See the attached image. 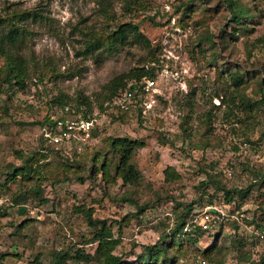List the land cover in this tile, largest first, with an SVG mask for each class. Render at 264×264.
<instances>
[{
	"label": "rangeland",
	"instance_id": "rangeland-1",
	"mask_svg": "<svg viewBox=\"0 0 264 264\" xmlns=\"http://www.w3.org/2000/svg\"><path fill=\"white\" fill-rule=\"evenodd\" d=\"M186 1L144 0L137 15H132L121 0H107L116 22L138 23L151 43L149 54L132 44L112 53L101 48L86 52V41L92 35L112 28L100 0H0V17L13 9L39 6L45 18L40 24L27 25L31 34L24 54L35 63L27 86L0 97V199L8 210L0 217V264H34L37 258L40 264H59L52 258L54 253L74 255L77 250L92 261L69 259L64 264H104L85 213L109 228L120 242L114 253L125 254L127 262H134L133 254L141 251L140 246L156 243L163 232L173 228L179 215H188V225L197 226L204 211L214 214L216 210H224L228 220L217 221L198 235L197 248L203 252L214 246L213 239L220 233L219 261L209 264H251L264 256V229L249 224L262 214L264 185L254 187L244 199L237 198L235 218L218 186L210 182L206 188L199 186L207 174L229 190L245 189L262 180L264 112H253L250 118L240 103L232 115L234 106L215 97L232 88L227 89L224 73L208 66L210 49L197 44V39L209 31L217 42L228 30L229 13L217 0H194L190 17L181 25L180 6ZM240 1L255 14L249 26L252 31L230 40L232 52L219 48L226 62L258 72L257 68L264 67V0ZM150 55L156 61L148 63ZM140 63L152 68L156 82L154 92L147 95L150 107L141 115L134 109L123 115L110 107L102 112L99 106L108 105L104 101L107 84ZM244 92L246 100L260 98L255 82ZM58 94L69 98V107L83 98L90 102L95 134L58 147L43 140L36 122L57 114L58 109L52 110L49 103ZM113 138L145 144L133 160L141 173L136 186L120 180L108 184L101 173L88 178L93 161L101 164L105 159L112 163L114 175ZM24 160L29 177L40 172L43 178L37 191L35 179L17 176L7 180L12 167H20ZM79 166L85 171L80 172ZM168 167L179 179L165 181ZM75 172L82 182L75 179ZM14 194L20 195L21 202L26 199L23 216L12 203ZM145 205L148 208L136 217L137 206ZM192 246H186L188 252L182 257L188 264L200 258Z\"/></svg>",
	"mask_w": 264,
	"mask_h": 264
},
{
	"label": "trees",
	"instance_id": "trees-1",
	"mask_svg": "<svg viewBox=\"0 0 264 264\" xmlns=\"http://www.w3.org/2000/svg\"><path fill=\"white\" fill-rule=\"evenodd\" d=\"M121 1L130 14L134 13L132 15H137L136 12L141 9V5L144 2V0ZM193 2L194 0H188L181 4L180 7H183V11L181 10V17L179 18L181 25H183L182 23L185 18L190 17L188 15L192 12V9L189 6ZM217 2H221L223 9L227 10L229 13L228 30L223 31L224 35L221 36L217 42L214 40L215 34L206 31L199 36L197 44L201 46L205 45L210 49L211 53L208 66L217 67L218 74L224 73L225 80L227 81L225 83L226 87H228L227 89L230 87L232 88V90L227 91L226 94H217L215 97L220 99L223 104L227 103L228 107L234 106V108L231 109L232 115L235 107H238L241 103L243 105L241 111H246V114L251 118L253 112L260 110L264 112V67L260 66L257 68L258 72H254V67H250V70H246L240 65L226 62L219 46H221L224 51L230 50L232 52L233 45L231 41H236L240 35L252 31V28H249V26L253 22L255 14L244 6L240 0H217ZM98 4L102 7V12L106 19L112 23V28L104 33H95L92 35L89 40L86 41L85 50L87 53H93L98 48L112 53L116 51L118 47H124L128 44L137 45L141 47V49L148 51L149 54L152 53L151 43L147 37L140 32L138 23L133 21L116 22V19L111 14L112 9L111 11L108 9V6L111 3H107V0H100ZM44 19V14L39 6L25 10L13 9L5 16L0 17V59L3 60V66L0 68V97L3 94H9L15 90H23L27 86V81L31 78L30 73L32 70H35V63H33L34 60L30 59L27 54H24L27 37L31 34L27 25L40 24ZM154 61H156L155 58L153 55H150L148 63ZM153 78L154 74L152 68L147 69L144 63H140L139 66L126 74L115 77L105 87L104 101H106L108 105L107 108H104L101 104V106H99L101 111L105 112L110 107L123 115L129 113L131 109L124 110L113 105V102L119 98L123 92L128 91L132 93V109L141 115L146 109L144 103L149 102L148 97L145 96L143 92L142 81L144 79ZM250 82H255L257 93L260 95L258 100L254 99V101H251L250 99H245L244 89H246ZM228 95H230L231 98H229ZM49 104L52 110L56 108L58 109L56 111L57 114L55 115L60 117L62 116L63 109L69 105V98L66 95L58 94ZM82 106H85L84 110V107L82 108ZM70 107H73L72 109H75L77 113H81L84 118L89 116L92 112L91 104L86 98H83L82 100L79 99L77 104L71 105ZM90 116L92 117L93 114ZM36 124L40 125L42 128L43 126L52 125V120L50 119V116H48L45 117L44 120L36 122ZM96 130L97 129L94 125L89 134H95ZM110 141L113 152L117 156V163L113 165L114 175L111 176L112 163L105 159L101 164H96L93 161V164L88 170V178L101 173L103 180L108 184H115L120 180L124 185L136 186L141 179V173L137 169L133 160L137 151L144 147V142L139 140L131 141L127 138H113ZM56 150L57 151L55 152L59 153V150ZM65 166L67 167V165ZM26 169L27 160H24L20 167H12L7 174V180L11 181L17 176H21L30 181L35 179V181L39 182L36 183L35 186V191H37V189L40 188V182L43 178L40 172H36L35 178L29 177ZM82 169L85 171L84 167H80V172H82ZM164 174L166 182L179 179V174H177L173 168H166ZM74 177L81 182L84 180L80 177V174L78 175V172H75ZM0 178H3V176L0 175ZM208 182L214 184V187L218 186L215 188L218 192L224 194V202L227 206L233 209V213H235L238 211L237 198L244 199L251 193L254 187L258 188V186L260 187L261 185H264V176L262 180L256 181L255 184L253 182L249 187L240 190L226 189L220 182H217L216 178L211 174H207L206 180L201 181L199 186L201 188H206ZM202 195L208 196L205 191H203ZM19 197L20 195L18 196L14 194L12 197V203L14 207H16L18 214L23 216L26 213V199H23L21 202ZM199 201H201V199ZM133 203L137 204L136 202ZM6 208L5 205H3V207L0 206V217H4L8 214ZM146 208H148L147 205L137 206V214L135 216L138 217L143 214ZM259 209L260 212H262L261 216L259 218H254L249 224L255 225V227L259 229H264V206H260ZM191 211L192 209L188 208V212ZM85 216L95 230V241L98 242L97 252L99 256H101L104 264H188L182 258L188 252L186 251V246L188 244H192V247H195L193 253L196 252V256L200 257L196 262L198 260L210 262L219 261L218 256L220 255V249H218L216 245L218 242L217 237L220 233L215 235L213 239L214 246L212 248L200 252L197 248L199 242L198 235H201L200 231H205L198 225H188L186 219L188 215H179L175 226L163 232L156 243L140 246L141 251L138 254H133L135 258L134 262H127L124 260L125 254L114 253L115 249L120 245V242L113 238L111 231L103 222L94 221L90 213H85ZM21 227L22 226H17V228ZM52 258L57 260L59 264H64L69 259H75L78 262L86 263L92 261L91 256L86 255L80 250H77L74 255L56 252ZM34 264H40L38 258ZM251 264H264V256L257 262H251Z\"/></svg>",
	"mask_w": 264,
	"mask_h": 264
},
{
	"label": "built area",
	"instance_id": "built-area-1",
	"mask_svg": "<svg viewBox=\"0 0 264 264\" xmlns=\"http://www.w3.org/2000/svg\"><path fill=\"white\" fill-rule=\"evenodd\" d=\"M143 92L145 96L154 92L156 82L154 79H144L142 81ZM145 107H150L149 103H144ZM113 105L117 108L129 110L132 109V93L123 92L119 98H117ZM52 125L43 126L41 128V136L44 141L51 144L52 146L58 147L63 144H69L72 142H79L80 140L89 136L91 129L95 125V117L90 115L84 118L81 113H77L74 109L66 106L62 111V116L50 115ZM4 204L3 200L0 199V206ZM232 218L238 216L239 211L234 213ZM242 216V215H241ZM228 215L224 210H216L214 214L208 211H204L196 224L203 230L211 229V224H217V221L228 220ZM216 219V220H215ZM263 233V234H262ZM261 237L264 238V231ZM192 264H209L205 260H198Z\"/></svg>",
	"mask_w": 264,
	"mask_h": 264
}]
</instances>
